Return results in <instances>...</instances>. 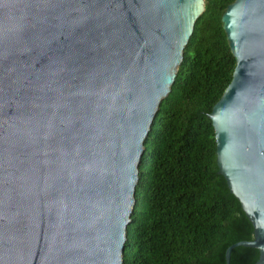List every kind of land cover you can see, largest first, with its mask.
I'll use <instances>...</instances> for the list:
<instances>
[{
	"label": "water",
	"instance_id": "1",
	"mask_svg": "<svg viewBox=\"0 0 264 264\" xmlns=\"http://www.w3.org/2000/svg\"><path fill=\"white\" fill-rule=\"evenodd\" d=\"M205 0H0V264H123L144 142ZM221 23L236 65L207 115L264 264V0Z\"/></svg>",
	"mask_w": 264,
	"mask_h": 264
},
{
	"label": "trees",
	"instance_id": "2",
	"mask_svg": "<svg viewBox=\"0 0 264 264\" xmlns=\"http://www.w3.org/2000/svg\"><path fill=\"white\" fill-rule=\"evenodd\" d=\"M234 0H205L170 93L144 142L123 264H225V251L253 240V228L218 174L207 115L236 65L221 16ZM237 247L229 264H256Z\"/></svg>",
	"mask_w": 264,
	"mask_h": 264
}]
</instances>
